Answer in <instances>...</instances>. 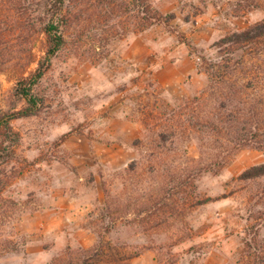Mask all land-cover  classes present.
Segmentation results:
<instances>
[{"label":"rangeland","instance_id":"1","mask_svg":"<svg viewBox=\"0 0 264 264\" xmlns=\"http://www.w3.org/2000/svg\"><path fill=\"white\" fill-rule=\"evenodd\" d=\"M148 2L162 20L142 31L131 2L115 18L105 13L91 22L82 40L77 28L69 32L35 88L36 111L11 119L21 138L0 168V264H67L99 232L107 255L96 264H239L261 206L251 197L260 183L238 177L264 163V148L240 149L228 165L205 172L189 202H207L187 213L179 198L163 225L141 222L146 213L139 216L135 202L153 192L171 161L170 144L144 141L150 108L201 93L208 85L203 59L219 56L217 43L232 31L263 21L264 0ZM2 9L0 117H6L28 106L14 87L20 74L37 68L45 43L41 34H27L23 9L10 3ZM175 154L199 156L194 142ZM258 232L264 236V223Z\"/></svg>","mask_w":264,"mask_h":264},{"label":"trees","instance_id":"2","mask_svg":"<svg viewBox=\"0 0 264 264\" xmlns=\"http://www.w3.org/2000/svg\"><path fill=\"white\" fill-rule=\"evenodd\" d=\"M131 2L140 31L162 20L148 0H0L1 17L2 8L7 3L23 9L21 18L26 22L27 34L39 33L45 43L44 55L37 61V68L28 75L20 74L14 87L16 97L26 101L28 106L0 117V168L11 161L21 138L10 123L11 119L36 111L39 95L35 88L51 68L53 59L69 43L68 33L77 28L80 31L77 38L82 40L85 36L82 31L89 30L91 22H100L105 13L111 19L115 18L119 10H128ZM2 31L0 24V42ZM95 35L96 42L103 41L100 34ZM217 44L222 49L221 54L210 59L205 57L201 63L203 71L208 74L207 87L201 93L176 103L151 104L152 120L143 122L149 131L144 140L146 144L156 143L162 149L171 146V161L161 168L167 171L162 172L163 179L158 181L152 193L135 202L139 206L138 215L146 213L141 219L143 223L155 221L153 224L163 225L173 216L168 210L176 208L179 198L187 206L185 212L191 213L192 208L208 200L199 198L189 202L205 172L228 165L240 149L264 148V20L232 31ZM192 142L197 145L199 156L185 155V160H179L175 154L177 150L184 143ZM142 143L143 139H139L137 144ZM136 165L137 161L131 164L130 170H135ZM238 180L260 183L259 189L252 190L251 197L261 206L253 211L259 220L257 230L250 231L244 239L238 262L264 264V236L258 232L264 223V163L248 168ZM107 209L108 213H113L108 204ZM106 255V238L99 232L96 243L81 250L79 256L67 264H96Z\"/></svg>","mask_w":264,"mask_h":264}]
</instances>
